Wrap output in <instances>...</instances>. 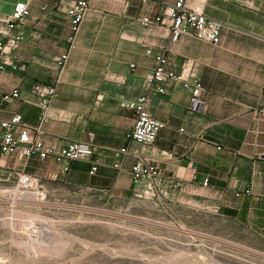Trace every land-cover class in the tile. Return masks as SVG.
I'll return each mask as SVG.
<instances>
[{"label": "crops", "instance_id": "1", "mask_svg": "<svg viewBox=\"0 0 264 264\" xmlns=\"http://www.w3.org/2000/svg\"><path fill=\"white\" fill-rule=\"evenodd\" d=\"M76 1L0 0V15H10L16 3H26L29 10L25 39L14 53L22 68L0 72V135L1 123L18 114L50 150L74 141L89 144L96 171L90 175L92 163L75 161L62 172L64 163L50 156L12 154L0 156V174L8 180L23 172L44 185L125 203L133 190L147 187L145 181L132 183L129 169L135 157L116 170L113 152L136 149L156 167L158 188L264 241V0H209L206 14L224 24L217 45L189 36L173 41L167 29L146 30L140 24L175 0H87L75 49L68 52L67 9ZM147 48L154 53L164 48L166 68L173 73L193 66V77L203 86L200 111L189 110L190 92L179 83L163 84V94L148 91L154 61ZM66 53L59 70L57 58ZM54 80L56 96L42 118L31 88ZM15 89L19 98H5ZM145 94L148 112L165 127L152 148L140 149L126 140L135 115L122 103Z\"/></svg>", "mask_w": 264, "mask_h": 264}, {"label": "rangeland", "instance_id": "2", "mask_svg": "<svg viewBox=\"0 0 264 264\" xmlns=\"http://www.w3.org/2000/svg\"><path fill=\"white\" fill-rule=\"evenodd\" d=\"M41 187V189H39ZM0 174V264H264V241L158 187L125 203Z\"/></svg>", "mask_w": 264, "mask_h": 264}, {"label": "built area", "instance_id": "3", "mask_svg": "<svg viewBox=\"0 0 264 264\" xmlns=\"http://www.w3.org/2000/svg\"><path fill=\"white\" fill-rule=\"evenodd\" d=\"M188 1L175 0L166 7L162 14L155 17L146 16L141 18L140 24L146 30H150L154 26L167 29L173 41L181 36H189L211 45H217L224 24L206 14L205 7L209 0H193L194 5L192 6L188 4ZM87 10V0H77L67 9L70 28V35L67 38L68 52L75 49L76 35ZM28 16L29 10L26 3H16L10 15H0V72L22 68L14 53L25 39L23 25ZM146 54L152 56L154 61L153 70L146 80L148 91L154 88V92L163 94V84L169 81L179 83L190 92L189 110L192 112L200 111L203 106V86L198 78L193 77V66L185 65L176 74L166 68L168 61L164 48L156 53L147 48ZM66 60L67 53L57 58L56 63L59 70L63 68ZM130 67L134 68V65ZM56 81L54 80L50 84L35 83L31 88L32 94L39 99L38 105L42 110V118H44V111L48 104L56 96ZM19 95V92L15 89L5 98L16 99L19 98ZM147 97L148 94H145L122 103L124 108L132 110L135 115L133 128L126 135V140L128 143L138 145L140 149L152 148L157 133L165 127L162 122L154 119L148 112ZM1 127L4 131L0 135V156L20 154L24 157H31L35 155L40 159L50 156L55 162L64 163L61 168L62 172L68 171L69 163L84 161L92 163L90 175L96 171V164L91 161L93 150L87 143L74 141L58 150H50L44 147L37 136H32L31 130L21 122V116L18 114L14 115L9 121L2 122ZM39 133H41V129ZM113 153V167L116 170L123 167L130 155L135 157L129 169L134 186L145 181L149 190L158 187L160 177L156 167L145 158L140 157L139 150L135 149L130 152L128 147H122L114 150ZM156 153L158 156L165 155L164 152L159 150H156ZM13 179H15V188L20 191H28L31 184L39 186V183H41L37 177L23 172H17ZM206 185L207 180H204L202 186Z\"/></svg>", "mask_w": 264, "mask_h": 264}, {"label": "bare ground", "instance_id": "4", "mask_svg": "<svg viewBox=\"0 0 264 264\" xmlns=\"http://www.w3.org/2000/svg\"><path fill=\"white\" fill-rule=\"evenodd\" d=\"M36 187H39L38 185H35V184H31L30 185V188H29V190L28 191H32L34 188H36ZM39 189H41V187H39ZM18 190V189H17ZM20 191V190H19ZM21 192H27V191H21Z\"/></svg>", "mask_w": 264, "mask_h": 264}]
</instances>
